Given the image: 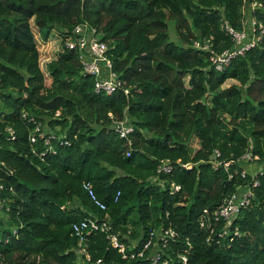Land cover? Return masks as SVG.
<instances>
[{"label":"trees","instance_id":"1","mask_svg":"<svg viewBox=\"0 0 264 264\" xmlns=\"http://www.w3.org/2000/svg\"><path fill=\"white\" fill-rule=\"evenodd\" d=\"M248 1L0 0V184L9 209L0 216V264H81L71 225L90 217L106 219L127 254L162 228L175 232L162 250L167 264L182 256L186 264H264V170L227 236L224 222L207 217L206 227L202 216L251 186L240 176L243 155L264 162V45L218 72L192 44L231 48L224 22L241 30ZM252 1L264 24V0ZM85 22L106 43L128 96L94 92L77 52L64 47ZM35 31L45 43L52 31L61 37L43 67ZM229 80L237 84L223 87ZM125 114L133 132L122 139L112 125ZM30 118L60 134L31 143ZM166 162L171 172L158 173ZM85 236L93 261L152 264L148 251L124 259L104 233Z\"/></svg>","mask_w":264,"mask_h":264},{"label":"built area","instance_id":"2","mask_svg":"<svg viewBox=\"0 0 264 264\" xmlns=\"http://www.w3.org/2000/svg\"><path fill=\"white\" fill-rule=\"evenodd\" d=\"M248 1V0H245ZM261 8V4L256 1H248L246 7H242V18L243 24L242 29L239 31L231 28L226 22H224V28L231 37L232 46L220 53H216L212 48L211 44L207 42H201L199 40L193 41V47L196 50L202 51L203 53L209 54V60L211 65L216 71H222L228 64L235 58L244 57L246 52L259 48L264 45V24L258 23L253 17L254 12ZM64 47L67 50H73L77 52L80 64L82 66V74L88 75L93 78V90L96 93H101L106 96L122 92L123 95L128 96L130 94L129 88L125 87L124 82L121 78L113 71L112 64L107 56L108 47L106 43L97 37L96 29L88 25L86 22L77 25L72 33L71 37L63 42ZM58 116V113H56ZM26 117V114H23ZM35 125L34 133L30 136V142L35 143L39 139L44 140V144L48 145L49 141L54 138L51 132L42 130L40 124H37L33 118L29 119ZM113 130L117 133L119 138L127 139V137L133 132V125L130 123L128 116L125 114L124 119L118 122H114ZM11 139H14V133L11 128L7 129ZM216 155L219 154L216 152ZM240 162L243 165V170L240 173L242 179H247L248 176L251 178V186L239 188V192H234L229 197L225 198L222 204L214 211L209 212L203 210L202 216H204L206 227H210V220L207 217H212L214 223L224 222V228L222 231V237L227 236L229 231L227 227L231 224L232 220L235 219L239 212L243 209L250 207L251 199H253L252 189L257 186L255 175L260 174L264 170V165L261 164V159L258 155L246 153L240 158ZM258 164V168L254 173L249 174L247 166ZM227 164H225V167ZM244 166L246 169H244ZM188 168V165H184ZM171 165L162 163L158 167V173H170ZM83 189L87 192L90 200L100 210H105V205L100 202L91 188L90 184H83ZM178 186H173V190L177 191ZM5 188L0 184V216L6 217L9 209L6 206V198L3 196ZM118 196V194H117ZM5 210V211H4ZM204 225V222L201 224ZM73 234L77 237L78 248L74 249L77 254L78 260L81 264H105L101 259L93 261L86 250V236L88 232H99L107 235L113 248L117 249L124 259H134L137 257H143L144 253L148 251V259L152 264H167L168 260L163 261V248L175 240V232L171 229H158L155 232H151L148 235L147 242L143 245L142 250L137 254L132 251L127 254L125 252L124 245L117 240L115 235H112L109 231L111 225L108 224L106 219H98L96 217L83 219L81 222L73 223L71 225ZM237 234V233H235ZM153 247L154 249H151ZM183 264H186L187 260L184 256L181 257Z\"/></svg>","mask_w":264,"mask_h":264},{"label":"rangeland","instance_id":"3","mask_svg":"<svg viewBox=\"0 0 264 264\" xmlns=\"http://www.w3.org/2000/svg\"><path fill=\"white\" fill-rule=\"evenodd\" d=\"M34 30V29H33ZM35 36H36V44H37V48L39 50V56H40V64L43 65L50 59H54L56 57V52H57V49H58V46H59V43L61 42V37L55 32H51V35L49 37V41L48 42H43L37 35V31H35ZM170 36H171V40L173 41H176L177 40V37L176 35L174 34L173 32V29H171V32H170ZM98 38H100L99 36H97ZM43 72L45 73V70L44 68L42 69ZM50 83V79L48 78L47 75H45V84L48 86ZM232 84H237V82L235 81H232V80H229V81H226L223 85V87H228ZM43 130H45L46 132H53V133H56L58 132V134H60V129L57 127L53 130H51L50 128L48 127H44V124H43ZM262 165H264V162H261ZM139 231V230H138ZM126 238L129 237V235H125ZM129 239V238H128ZM130 242H132V240H130Z\"/></svg>","mask_w":264,"mask_h":264},{"label":"crops","instance_id":"4","mask_svg":"<svg viewBox=\"0 0 264 264\" xmlns=\"http://www.w3.org/2000/svg\"><path fill=\"white\" fill-rule=\"evenodd\" d=\"M52 32H53V31H52ZM257 166H258L257 163H256V164H253V165H249V166H247V171H248V173H249V174L254 173V171L258 168ZM244 169H246L245 166H244Z\"/></svg>","mask_w":264,"mask_h":264}]
</instances>
